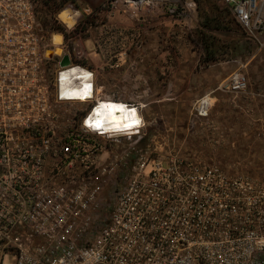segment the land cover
Returning <instances> with one entry per match:
<instances>
[{
  "label": "built area",
  "instance_id": "1",
  "mask_svg": "<svg viewBox=\"0 0 264 264\" xmlns=\"http://www.w3.org/2000/svg\"><path fill=\"white\" fill-rule=\"evenodd\" d=\"M214 1L263 48L264 0ZM197 8L0 0V264H264V175L156 147L149 102L130 90L149 33L191 30ZM76 66L94 74L92 94L61 99L57 75ZM221 89L244 93L247 77L234 70ZM211 94L194 102L185 137L208 119ZM105 102L136 106L143 127L130 137L87 130Z\"/></svg>",
  "mask_w": 264,
  "mask_h": 264
},
{
  "label": "rangeland",
  "instance_id": "2",
  "mask_svg": "<svg viewBox=\"0 0 264 264\" xmlns=\"http://www.w3.org/2000/svg\"><path fill=\"white\" fill-rule=\"evenodd\" d=\"M78 1L95 7L105 0ZM202 36L207 43L213 44V60H206ZM147 38L149 36L145 43ZM151 42L161 49L155 52V57L161 54L165 59V68L161 69L160 76L166 77L168 92L190 87L191 77L197 75L199 87H209L207 91H201L199 97L211 91L213 103L208 119L200 122L195 131L185 137V123L199 97L174 98L168 94L167 99L160 100L156 96L160 89H164L162 85L160 88L157 82L143 81L139 67L135 66L130 90L141 98L144 93V100L149 102L144 115L148 122L145 132L150 140L158 148L160 143L167 141L171 144L169 148L181 154L214 162L228 170L264 175V46L260 50L255 48L226 12L203 0H198L191 30L164 28L152 36ZM184 61H193L196 65L182 67ZM237 69L247 77L248 90L231 95L221 87L228 75ZM152 73L157 79L158 69H152Z\"/></svg>",
  "mask_w": 264,
  "mask_h": 264
},
{
  "label": "clouds",
  "instance_id": "3",
  "mask_svg": "<svg viewBox=\"0 0 264 264\" xmlns=\"http://www.w3.org/2000/svg\"><path fill=\"white\" fill-rule=\"evenodd\" d=\"M67 10L60 13L58 18H63ZM78 17L79 13H74ZM72 25H69L71 28ZM54 40H62V36L55 34ZM59 96L65 98H79L81 100L90 97L94 74L79 66L61 71L57 75ZM80 80V83H74ZM144 107L143 105L139 106ZM119 113V115H117ZM144 125L143 117L139 114L136 106L124 103H101L83 120V126L100 134H125L129 137L139 131Z\"/></svg>",
  "mask_w": 264,
  "mask_h": 264
},
{
  "label": "crops",
  "instance_id": "4",
  "mask_svg": "<svg viewBox=\"0 0 264 264\" xmlns=\"http://www.w3.org/2000/svg\"><path fill=\"white\" fill-rule=\"evenodd\" d=\"M154 34H155V32L149 33V35H148L149 39L147 38L148 42L145 43L142 50L139 52L140 54L134 55L133 59H134V67L135 66L139 67V69H140L139 73L141 74V78L143 81H147L148 83L157 82L158 85L160 86V88H161V85H162V88H164L162 90L161 89L159 90L156 97L160 100L161 99L165 100L168 98V94H170L171 96L173 95L172 97H174V98H177V97H182V98L194 97V98H197V97H199L201 91H203V92L207 91V89L209 88L208 86L205 89L199 87L200 82H199V78L197 75H195V77H191L192 78L191 82H189V83L187 82L190 85V87L188 86V87L181 89L180 91H177V92L172 91L171 93L166 90V88H165L166 77L160 76L161 69L165 68V64H163V63H165V59L161 58V54H159L158 58L155 57V55H156L155 52L159 51L161 49L159 48V45H157L155 42H151V38H152V36H154ZM181 65H182V67H187V66L194 67V65H196V63H194L193 61H191V62L184 61V62H182ZM156 68L158 69V76H157L158 78L157 79H156V76L154 75L155 73L154 74L152 73V69L155 70ZM133 73H134V69H133V72L130 73V76H132ZM188 88H189V91H188ZM188 92H189V94H188ZM207 93H211V91L207 92ZM207 93H205V94H207ZM147 95L150 98L151 92L147 93ZM202 96H200V97H202Z\"/></svg>",
  "mask_w": 264,
  "mask_h": 264
},
{
  "label": "trees",
  "instance_id": "5",
  "mask_svg": "<svg viewBox=\"0 0 264 264\" xmlns=\"http://www.w3.org/2000/svg\"><path fill=\"white\" fill-rule=\"evenodd\" d=\"M196 2H197V6H198V0H195ZM204 2H206V3H209V4H213L214 6L216 5L217 7H218V9L220 10V11H222V12H226V10L225 9H222V8H220L216 3H215V1L214 0H203ZM205 25H207V24H205ZM216 29H218V27L216 26ZM202 43H203V46H204V50H205V52H206V60H213V58H214V50H212V49H214L213 48V44H209V43H207L204 39H203V36H202Z\"/></svg>",
  "mask_w": 264,
  "mask_h": 264
},
{
  "label": "bare ground",
  "instance_id": "6",
  "mask_svg": "<svg viewBox=\"0 0 264 264\" xmlns=\"http://www.w3.org/2000/svg\"><path fill=\"white\" fill-rule=\"evenodd\" d=\"M61 19V18H60ZM67 26L71 25L72 24V20L71 18H67L66 16H64L62 19H61ZM60 40H54L53 39V42L55 45H57L59 43ZM105 103H111V102H105ZM117 115H119V113H117Z\"/></svg>",
  "mask_w": 264,
  "mask_h": 264
},
{
  "label": "water",
  "instance_id": "7",
  "mask_svg": "<svg viewBox=\"0 0 264 264\" xmlns=\"http://www.w3.org/2000/svg\"><path fill=\"white\" fill-rule=\"evenodd\" d=\"M68 63V59L67 57H64L61 64L64 65V64H67Z\"/></svg>",
  "mask_w": 264,
  "mask_h": 264
}]
</instances>
